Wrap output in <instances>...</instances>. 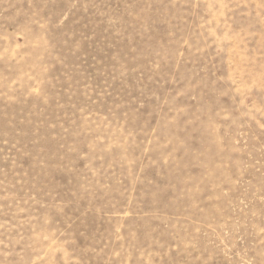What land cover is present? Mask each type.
Returning a JSON list of instances; mask_svg holds the SVG:
<instances>
[{
	"label": "rangeland",
	"instance_id": "rangeland-1",
	"mask_svg": "<svg viewBox=\"0 0 264 264\" xmlns=\"http://www.w3.org/2000/svg\"><path fill=\"white\" fill-rule=\"evenodd\" d=\"M0 264H264V0H0Z\"/></svg>",
	"mask_w": 264,
	"mask_h": 264
}]
</instances>
